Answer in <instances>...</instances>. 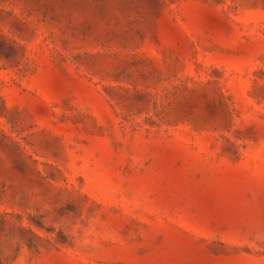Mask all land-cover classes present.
Wrapping results in <instances>:
<instances>
[{
  "label": "rangeland",
  "instance_id": "1",
  "mask_svg": "<svg viewBox=\"0 0 264 264\" xmlns=\"http://www.w3.org/2000/svg\"><path fill=\"white\" fill-rule=\"evenodd\" d=\"M0 264H264V0H0Z\"/></svg>",
  "mask_w": 264,
  "mask_h": 264
}]
</instances>
